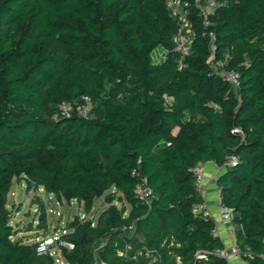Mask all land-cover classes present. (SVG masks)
Instances as JSON below:
<instances>
[{
	"label": "trees",
	"instance_id": "obj_1",
	"mask_svg": "<svg viewBox=\"0 0 264 264\" xmlns=\"http://www.w3.org/2000/svg\"><path fill=\"white\" fill-rule=\"evenodd\" d=\"M168 1L0 0V264H56L17 236L15 177L87 212L98 191L121 192V206L67 221V264H229L215 220L193 208L196 167L230 159L220 197L240 256L264 264V0H221L207 20L191 0L185 56ZM212 43L237 89L211 66ZM82 95L90 116L56 117ZM143 178L149 201L135 191Z\"/></svg>",
	"mask_w": 264,
	"mask_h": 264
},
{
	"label": "built area",
	"instance_id": "obj_2",
	"mask_svg": "<svg viewBox=\"0 0 264 264\" xmlns=\"http://www.w3.org/2000/svg\"><path fill=\"white\" fill-rule=\"evenodd\" d=\"M195 5L199 11V13L207 20V17L210 13H213L218 6L222 5L221 0H195ZM192 5L191 0H169L168 6L172 13V15L178 21L179 27L177 31V35H175L176 42V50L179 51L180 54L186 55L190 52L193 40V28L194 23L192 18L189 17L190 7ZM215 36V35H213ZM215 49L216 46L214 43L211 44L210 50L212 56L209 60L211 66L214 69H217L220 75L225 77L234 89H237L239 86V74L236 71H230L224 67L225 61L222 59L215 58ZM161 58L162 55H159ZM183 63H181V66ZM78 102L72 103L68 101H62L59 105V109L56 113V117L66 116L70 117L74 113H78L82 116H90L91 110L93 108V98L90 95H82ZM235 132H239L240 129H234ZM234 160L227 162L223 167L231 168L234 164ZM196 171V189L199 194L203 196V200L201 203L195 204L193 210L198 214H202L206 217H212L211 209L208 205V202L205 200V195L207 192V187L205 183V172L204 167L202 165H198L195 169ZM136 170H133V174H136ZM137 195L142 199L149 201L154 196L153 188L148 184L146 178L141 179L135 189ZM219 209H220V218L216 221L214 226V234H219L220 225H228L229 233L234 238L235 242L232 246L231 251L228 249H219L218 254L228 258L231 255H240L239 248L236 244V228L233 224V211L232 208L226 205L221 199L219 201ZM66 230L63 229L61 233H65ZM64 246L69 249H74L75 243L72 241H68L65 239H61V234L52 235L44 237L43 239H38V250L40 253H48L50 252L52 255L56 256V264H67L66 260L60 255V251L58 247Z\"/></svg>",
	"mask_w": 264,
	"mask_h": 264
},
{
	"label": "rangeland",
	"instance_id": "obj_3",
	"mask_svg": "<svg viewBox=\"0 0 264 264\" xmlns=\"http://www.w3.org/2000/svg\"><path fill=\"white\" fill-rule=\"evenodd\" d=\"M160 51L157 49L154 52L157 59L160 58ZM164 56L165 53L160 59ZM27 181L24 177H15L8 198V206L12 211L11 221L19 232L17 236L23 237L27 242H37L39 238L61 234L67 221L75 215L92 218L97 216L108 205L107 195H111L119 206L122 205L119 201L121 192L112 187L104 195L96 198L92 211L87 212L77 199L59 200L55 194L48 193L44 188L35 186L28 188Z\"/></svg>",
	"mask_w": 264,
	"mask_h": 264
},
{
	"label": "crops",
	"instance_id": "obj_4",
	"mask_svg": "<svg viewBox=\"0 0 264 264\" xmlns=\"http://www.w3.org/2000/svg\"><path fill=\"white\" fill-rule=\"evenodd\" d=\"M200 165L204 167L205 172V183L207 187L205 200L208 202L211 209L213 219L217 221L220 218L219 201L221 199L219 191L220 186H218L217 183V176L222 170H224V167L218 166L214 161H207L201 163ZM218 235L222 239L225 249L231 251L235 240L229 233L228 225H220ZM227 259L229 264H250L240 255H231Z\"/></svg>",
	"mask_w": 264,
	"mask_h": 264
},
{
	"label": "water",
	"instance_id": "obj_5",
	"mask_svg": "<svg viewBox=\"0 0 264 264\" xmlns=\"http://www.w3.org/2000/svg\"><path fill=\"white\" fill-rule=\"evenodd\" d=\"M101 196H102V193H101L100 191H98V192H97V197H101ZM106 199H107L106 201H107L108 203H110L111 201H113V198H112V197H107Z\"/></svg>",
	"mask_w": 264,
	"mask_h": 264
}]
</instances>
